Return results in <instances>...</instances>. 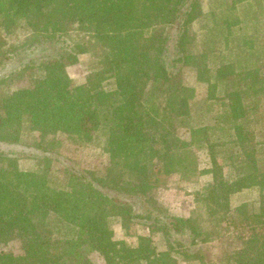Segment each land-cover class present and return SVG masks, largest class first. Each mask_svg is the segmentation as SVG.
Returning a JSON list of instances; mask_svg holds the SVG:
<instances>
[{
	"label": "trees",
	"instance_id": "16d2710c",
	"mask_svg": "<svg viewBox=\"0 0 264 264\" xmlns=\"http://www.w3.org/2000/svg\"><path fill=\"white\" fill-rule=\"evenodd\" d=\"M241 3L0 0V65L23 47L55 49L0 79V264H216L207 258L208 243L238 227L246 234L218 264H264V162L258 155L264 142L246 127L251 113L264 112V77L252 60L257 47L236 34L242 18L234 10ZM18 29L25 31L23 41L8 45L6 35ZM81 54L91 55L93 67L73 84L67 67ZM187 68L206 83L209 101L223 100L217 125L191 127L195 88L183 80ZM25 80L29 87L9 91ZM24 125L41 136L64 133L77 143H96L106 165L65 161L62 178L47 169L22 170L11 148L42 154L46 168L54 159L42 142L21 145ZM182 126L190 127L188 137L179 134ZM215 135L219 139L211 141ZM201 148L210 158L207 169L198 167ZM228 164L232 176L223 172ZM204 173L213 180L197 199L203 211L187 217L155 211L149 191L160 176L189 180ZM253 186L260 191L258 212L247 203L230 206V194ZM112 217L125 230L143 220L149 233L138 235L136 245L115 239ZM157 232L164 250L153 243ZM11 242L19 254L7 248Z\"/></svg>",
	"mask_w": 264,
	"mask_h": 264
},
{
	"label": "rangeland",
	"instance_id": "374dc122",
	"mask_svg": "<svg viewBox=\"0 0 264 264\" xmlns=\"http://www.w3.org/2000/svg\"><path fill=\"white\" fill-rule=\"evenodd\" d=\"M204 10L207 11L209 3L204 2ZM235 14H239L242 18L241 29L236 34L245 36L246 42L253 43L257 48L255 58L259 65V72L264 77V0H242V3L234 10ZM205 21V20H204ZM201 24L194 25L195 32L199 38L201 36ZM25 31L18 29L16 32L6 35V42L8 45H16L23 41ZM235 34V35H236ZM235 37V36H234ZM53 48H47L45 45L36 47L35 49L23 47L20 50H16L10 60L0 65V79H3L13 70L22 66L31 59H38L44 55L51 54ZM249 64L253 61L248 60ZM92 59L90 54H81L77 64L67 67V72L71 77L73 84H80L84 81L92 68ZM183 80L190 86L195 88V95L189 101L190 104V125L191 127H198L197 124L205 123L217 125V113L225 109L223 100L218 98L214 101L207 99V85L206 83L196 80V75L193 69L187 68L183 74ZM264 81V80H263ZM263 81H260V86L263 85ZM28 80L24 82L20 81L12 85L9 91H13L19 87H29ZM261 106L264 105V92L259 95ZM210 104V106H209ZM255 113V112H254ZM251 113L249 122L247 123L248 129L254 135V138L264 142V112L256 111L255 115ZM222 123H220L221 125ZM223 125V124H222ZM25 126V125H24ZM187 127V128H186ZM179 127L178 132L183 137H188L189 126ZM220 134V132H218ZM223 134V133H222ZM217 136H211V141H217ZM21 145H34L39 142L43 143V147H47L49 151L47 153L54 157L53 161L49 163V167L46 168V162L44 161L42 154L30 153L21 148H11L10 156L18 159V166L22 170H40L47 169L54 175L60 178L64 177L63 167L65 161H70L72 164L82 168H96L101 169L106 165L107 157L103 153L101 147L96 143H77L69 139L64 133H57L54 135L48 134L41 136L38 131H31L24 127L20 136ZM52 140V141H51ZM50 142V144H49ZM12 147V146H11ZM3 148V147H2ZM4 149V148H3ZM45 149V150H47ZM8 151V150H7ZM8 154V153H6ZM58 155V156H57ZM259 158L264 162V144L260 145L258 152ZM198 167L199 169H207L211 166L210 158L206 150L200 149L197 152ZM56 159V160H55ZM221 161V156L219 158ZM103 169V168H102ZM223 172L231 176L234 175L233 167L228 164L223 168ZM209 174V175H208ZM211 175V176H210ZM212 174L204 173L198 174L189 180H183L178 175L172 174L170 176H160L155 181L153 188L149 191V197L155 202L154 208L156 212L163 214L157 208L160 207L166 211L168 215H176L187 217L194 209L196 211H203V204L197 202L199 195L204 191V188L212 182ZM242 191V192H240ZM234 194L232 197H230ZM229 195V204L232 208L240 205L241 203H247L248 209L252 212H258L260 206V191L256 186L249 188H242ZM139 210V208L137 207ZM149 224V223H148ZM109 226L114 232L115 239H123L128 244L136 245L138 235L148 234L147 222L143 220L135 219L130 225L128 230H125L121 226V219L119 217H112L109 222ZM221 233V231L219 232ZM246 231L238 227L231 232L224 235L223 238H219L215 241L208 243V251H210V259L212 263H223L225 258L227 259V253L233 250V246L236 244V239L240 235H245ZM222 235V234H219ZM153 243L158 250L165 249V240L162 233L157 232L152 234ZM8 249L13 253L19 254L17 243H9ZM93 260L96 263L100 262V259L95 254L92 255ZM224 258L223 260H221ZM226 262V261H225ZM178 264H188L187 261L179 259Z\"/></svg>",
	"mask_w": 264,
	"mask_h": 264
},
{
	"label": "crops",
	"instance_id": "0c3cea01",
	"mask_svg": "<svg viewBox=\"0 0 264 264\" xmlns=\"http://www.w3.org/2000/svg\"><path fill=\"white\" fill-rule=\"evenodd\" d=\"M203 124H205V123H202V124H197L196 126H198V125H203ZM209 175V174H208ZM211 176V175H210ZM240 192H242V191H240ZM234 194H232L230 197H232Z\"/></svg>",
	"mask_w": 264,
	"mask_h": 264
}]
</instances>
